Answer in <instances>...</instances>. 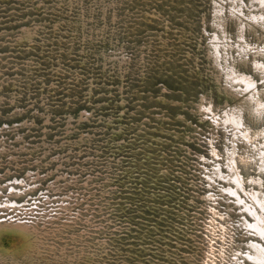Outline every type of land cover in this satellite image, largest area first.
Masks as SVG:
<instances>
[{
  "label": "rangeland",
  "instance_id": "374dc122",
  "mask_svg": "<svg viewBox=\"0 0 264 264\" xmlns=\"http://www.w3.org/2000/svg\"><path fill=\"white\" fill-rule=\"evenodd\" d=\"M238 3L0 0V264H264V116L213 57L264 102Z\"/></svg>",
  "mask_w": 264,
  "mask_h": 264
},
{
  "label": "bare ground",
  "instance_id": "6f19581e",
  "mask_svg": "<svg viewBox=\"0 0 264 264\" xmlns=\"http://www.w3.org/2000/svg\"><path fill=\"white\" fill-rule=\"evenodd\" d=\"M232 1L233 2L236 1L237 3H238V1L241 2V7L240 8L235 7V10H233V13H232V15L235 17V19H237L238 23L239 22L241 23V25H240L241 26V28H240L241 33L244 32V28H245V30L247 28H250L251 30H254L255 32H256V30L258 31L256 25L258 27H261L262 29H264V0H251L250 1L251 5H249L248 3H246V5H245L244 0H232ZM244 5L247 7V10L250 12L249 14L246 12ZM237 7H238V5H237ZM217 24L219 27L221 26V23L219 21ZM216 38L220 39L219 36H217ZM241 38H243V37H241ZM221 40L218 42H221ZM213 46L217 50V48H219V46H224V47L231 46V47H233L234 45H226V44L223 45V44L215 43V44H213ZM252 52H254V53H252ZM250 54L256 58V60L254 61V64H253L255 70H257L259 73H261L263 75L262 77L264 78V48L258 47L257 49H254V50H248L247 48L242 47V52L239 53V57L235 58L233 56L231 59V57L225 56L224 61H226V63H231V65H233V63L235 61H237L238 59L241 58V60L245 62L248 59V57L250 56ZM213 57L215 58L216 66L220 67V69H222V70H226L225 73H226L227 78L231 77V80L227 81V83H229V84L226 86V90L231 91L233 94V97L238 98V100L241 101V103H240L241 107L239 108V109H241L240 112H242V109L246 108L250 104H253V106H255L254 104H256L258 107L257 108L253 107V108L255 109L257 115L259 117L264 116V102L262 101L261 97H257L260 94H262V93H260L259 87H256L257 82L252 77H250L244 73H241L238 76L235 75L232 77L233 74L231 73V71L229 72V69H230L229 65L226 66L223 64L224 62L222 60L223 59L222 55L218 56V54H217V56L214 55ZM261 58L263 60H261ZM222 70H220L222 73L221 74L222 76H218L216 78L219 80V83L221 85H223L222 78L224 79V77H225ZM232 121L234 124H236V126L239 125L238 117L236 118L233 116ZM243 136H244L243 138H245L246 134H243ZM255 148H258V145ZM254 200L262 206V202H261L260 197L255 195ZM254 207L255 206H253L252 204L245 205V208L247 211L252 213V215L257 216L258 213H257V210H254ZM249 224L252 228H254L255 230L257 229L260 233L264 232V226H261L259 224V222H256L255 224H251L249 222ZM261 224H263V222H261ZM252 246L261 249L260 254L262 253L263 248H262L261 244L256 242V243H252ZM249 258H252V256L249 255Z\"/></svg>",
  "mask_w": 264,
  "mask_h": 264
}]
</instances>
